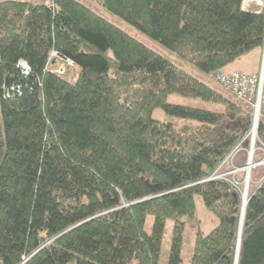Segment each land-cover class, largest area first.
Wrapping results in <instances>:
<instances>
[{"label": "trees", "instance_id": "trees-1", "mask_svg": "<svg viewBox=\"0 0 264 264\" xmlns=\"http://www.w3.org/2000/svg\"><path fill=\"white\" fill-rule=\"evenodd\" d=\"M94 1L206 79L252 51L261 55L264 5ZM51 51L77 71L45 70ZM169 95L222 111L169 104ZM155 109L181 124L153 119ZM251 125L250 107L87 5L1 1L0 264H159L167 221L166 264H179L196 197L217 226L196 230L188 264H264V179L248 194L241 225L239 192L211 180L231 171L222 163L248 147ZM256 138L264 145V119Z\"/></svg>", "mask_w": 264, "mask_h": 264}, {"label": "rangeland", "instance_id": "rangeland-1", "mask_svg": "<svg viewBox=\"0 0 264 264\" xmlns=\"http://www.w3.org/2000/svg\"><path fill=\"white\" fill-rule=\"evenodd\" d=\"M76 1L91 7L93 10L99 13L107 21H109L110 23L118 27L119 29L123 30L124 32L129 34L131 37L140 41L141 43H143L145 46H147L151 50L171 60L174 65L183 69L184 71L198 78L199 80L203 81L204 83L209 85L212 89L219 91L222 94H225L227 96H230L234 102L241 103L242 105L246 106L244 102L236 99V97L233 96L231 93L225 91L224 89L219 87L217 84L212 82L210 79L204 78L194 68L176 59L174 56H172V54H170L168 51L163 49L158 43L144 37L137 30H135L130 25L126 24L124 21H122L118 17L99 9V6L94 0H92L91 2L90 0H76ZM263 5H264V0H255V2H247V3L245 2V0H243V6L246 10L251 9L253 7L259 10L263 7ZM261 57H262V51H261V55H259L258 51H252L249 54L240 58L239 60L235 61L233 64L226 67L223 72L231 73V72L238 71L246 75L256 74L260 68ZM166 100H167V103L173 104V105L198 108V109H203V110H207L211 112H221L222 111V108L216 104L203 102L198 99H189V98H185L179 95H169ZM152 117L153 119L161 121V122H172L175 126L181 124L179 120H176L174 118L167 116L161 109H155L152 112ZM263 119L264 118L261 117L259 120H263ZM252 127L253 125H251V129ZM251 129L244 136L246 140L248 141L251 137ZM249 147H250V141L248 143L247 148L241 147L242 149L241 152L238 153L237 157L235 158L233 162L235 167L242 168L246 165L247 152L249 150ZM262 149L263 148L261 146V143L258 144L255 141L253 161L257 163V166L254 169H252L248 175V183H247L246 189L244 188L246 185L245 182L247 180L246 179L247 176L244 170L235 174L233 178H232V175H227L225 176V178L221 179L225 181L231 180V183L235 184V187L237 188V191L239 192L241 199H242V196L245 194V190L248 196L249 193L255 191L258 188V186L264 179V162L260 163L263 161V157H264V154L262 153ZM227 166H228L227 171L232 169L229 163H227ZM227 171H224V172H227ZM217 175H221V173ZM213 180H218V179H213ZM195 204H196L195 205L196 207L195 218L193 219L185 218L184 219V222H185L184 240H183V246H182V250L180 254L179 264L189 263V259L192 254L194 240L196 236V230H200L203 235H206L217 226V220L212 214H210L205 209L199 197L195 198ZM241 209H242V203H241ZM241 214H242V210L240 211V218L242 216ZM152 223H153V217L148 216L145 221V232L147 233L150 232ZM172 226H173L172 221H167L165 223V228H164L163 238H162V246H161V257H160L159 264H166V257L169 251V244H170L171 234H172Z\"/></svg>", "mask_w": 264, "mask_h": 264}, {"label": "built area", "instance_id": "built-area-1", "mask_svg": "<svg viewBox=\"0 0 264 264\" xmlns=\"http://www.w3.org/2000/svg\"><path fill=\"white\" fill-rule=\"evenodd\" d=\"M243 9L246 10L244 6ZM260 63H261L260 68L256 74L246 75L238 71L231 73L217 71L210 74L209 76L212 82L217 84L225 91L231 93L233 96L236 97V99L244 102L246 106L251 108L252 125L254 126V131H252L253 127L251 129V137L249 139L250 147L247 152L246 165L242 168H237L233 164L234 158H236L238 153L241 152L242 150L239 146H237L222 163V164L229 163V165L232 167L231 171L225 174L213 176L211 180L222 179L225 178V176L227 175H232L233 178L235 174L243 170L248 176L250 171L257 166V163L253 161V156H254V143L257 140L256 138L257 124L261 117L264 118V42H263L262 57ZM19 67L21 68V70H23V72L27 74L29 73V68L26 62L20 61ZM69 69L74 72L77 71L76 66L71 60L58 55L54 51H51L49 53L45 70H52V72L57 75H64L65 72L68 71ZM261 146L263 148L262 153L264 154V145L261 144ZM263 162H264V157H263V161L260 163ZM248 167L250 168L247 170ZM227 182L232 186L233 189L237 190L235 184L231 183V180H227Z\"/></svg>", "mask_w": 264, "mask_h": 264}, {"label": "bare ground", "instance_id": "bare-ground-1", "mask_svg": "<svg viewBox=\"0 0 264 264\" xmlns=\"http://www.w3.org/2000/svg\"><path fill=\"white\" fill-rule=\"evenodd\" d=\"M245 2H246V3H247V2H255V0H245ZM252 131H254V126H253ZM249 168H250V167H248L247 170H248ZM247 172H248V171H247ZM247 181H248V180H247ZM246 201H247V192H246V190H245V194L242 196V199H241L242 207L245 206Z\"/></svg>", "mask_w": 264, "mask_h": 264}, {"label": "water", "instance_id": "water-1", "mask_svg": "<svg viewBox=\"0 0 264 264\" xmlns=\"http://www.w3.org/2000/svg\"><path fill=\"white\" fill-rule=\"evenodd\" d=\"M246 176H247V175H246ZM247 177H248V176H247ZM247 177H246V178H247ZM247 180H248V178H247ZM247 180H246V185H245V188H244V189H246V188H247V182H248ZM241 210H242V214H241L242 216H241V218H240V225H241L242 218H243V211H244V207H242V209H241ZM238 242H239V239H238Z\"/></svg>", "mask_w": 264, "mask_h": 264}, {"label": "crops", "instance_id": "crops-1", "mask_svg": "<svg viewBox=\"0 0 264 264\" xmlns=\"http://www.w3.org/2000/svg\"><path fill=\"white\" fill-rule=\"evenodd\" d=\"M1 1H4V0H0V2H1ZM21 1H32V0H21Z\"/></svg>", "mask_w": 264, "mask_h": 264}]
</instances>
